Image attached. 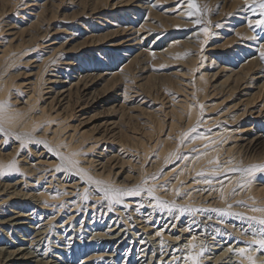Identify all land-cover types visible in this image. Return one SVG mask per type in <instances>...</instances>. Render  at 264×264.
Instances as JSON below:
<instances>
[{
  "label": "bare ground",
  "instance_id": "6f19581e",
  "mask_svg": "<svg viewBox=\"0 0 264 264\" xmlns=\"http://www.w3.org/2000/svg\"><path fill=\"white\" fill-rule=\"evenodd\" d=\"M16 1L19 0H0V32L3 34L8 32L4 29L8 26H10L9 28H17L16 32H13V34H17V37L20 38L19 43L13 44L12 41L15 35L10 39L8 37H0V39H2L0 40V102H5L7 104V111L0 117V123H2L7 132L11 134H0V165H7L12 160H15L16 164L15 170L5 169L3 174H0V196H2L0 197V264H264V248L254 243L256 240L264 239V233L260 231L261 227L264 226L249 219L253 216L264 217V211H253V208L264 209V171L254 170L252 174L249 175L250 178L252 177V180L250 182L247 181L244 187H241L235 194H197L199 191L202 192L203 187L213 181V179H211L212 175L220 168V166H218L220 152L225 153L226 158L235 155L234 159H238L239 161L248 157L253 158V153L256 152V146L264 142V101L262 100L263 102L260 104H255V102L252 101L243 102L245 97L243 99H235L236 97L233 99L232 96H234L235 90H230L226 92V97L223 100L221 99L222 101L220 100L221 102L218 104L222 106L224 105L222 104L224 100H230L229 98H232L235 100L232 101V105L223 107L220 111L221 113H216L217 116H212L210 118L206 116L201 117L203 112H210L219 105L211 103L212 105L205 106V104H203V100L209 96H213L215 91L212 93L211 91L210 93L208 92L207 84L209 80L206 75L200 74L199 77L193 80V83H190L191 93H186V90H182L179 86L176 87L177 91H184L186 94L184 93L183 100L180 99L178 101L175 100V98L171 99V105L174 107L172 106L170 110L171 115L168 114L171 117V121L168 124L169 131L163 139H157L158 141H154L155 143L151 146L154 148L159 142L160 145L163 144L161 148L157 146L159 150L156 151V153L153 152L155 154L153 156L154 158H152L153 160H150L149 157L147 158L148 162H146L147 152H149L148 150L151 148L149 146L150 144L142 140V137H130L128 135L129 133L122 135L121 132V138L118 136L121 139L118 140V145L114 143L115 138H111L110 141V138L106 137L107 134H102V137L93 138L90 143L86 141L87 144H83L85 137L76 139L74 138L76 134H67L66 129L68 126L66 124L68 123H63V120L67 117L69 118V115L71 117L73 114L72 111H69L70 113L68 114L65 112L64 118L60 117L59 113L55 112L56 114L53 115L49 111L59 102V100L56 102L59 96L61 97L67 92L64 97L69 99L72 95L73 87H78V84H83L82 87L86 86V77H88V74L84 76L80 72L83 65L82 61L91 64L93 67L95 62L92 61V59L89 61L88 57L85 55H83L84 58H81L82 60L78 62V64L65 62L66 60L63 61L64 59L60 58V56H63V52L59 54L60 56L56 54L57 57L54 58V50L59 48V51L64 44L61 42L60 45L55 48H53V46H48L53 44L51 43L53 40L60 39L57 33L50 35L49 31L44 28V23L52 19L54 9L53 12L52 9L50 12L52 17L50 16L47 18L44 15L48 8L46 3L38 6L40 10L37 11L36 8L28 9L29 6H36L37 3L29 4V2H25V0H20L21 5L24 7L21 9V12H16L18 9L17 6L21 7L19 4L15 6L17 3ZM30 1L36 2L38 0ZM107 1L108 0H105L100 6H98V1H95L96 3L90 8V12L85 14L84 0H80L79 5H81V12L76 13L70 18L74 20L79 15L90 16V20L82 22L80 25L83 29L88 25L93 30L99 22L92 19V15L90 14H95L99 8L103 9L106 7ZM157 1L160 3L161 0ZM184 1L185 6L182 7L184 11L187 10L185 13L188 15L190 11L188 2L187 0ZM53 2L54 0H51V6ZM162 2H164V0H162L161 3ZM239 2L240 0L238 3ZM232 3L234 5V3L236 4L237 2L233 0ZM260 4L261 3L258 2L255 5H251L250 14H263L264 9L260 7ZM109 6L113 7L114 5L108 4V7ZM154 12L157 13L155 10ZM182 12L183 11H179L177 15L170 17L158 14L156 20H158L159 17L161 21H159V24H165L171 19L173 24L178 28H182L183 26L187 27L190 24H195L196 21H200L199 15L196 16L198 12L193 10V15H195L193 18L199 17L198 19H193V21H188L186 16L183 15L184 12ZM10 13H14V18H16L15 14H20V17L17 16L18 19L14 20V22L8 21L6 19ZM130 13L132 14L133 12L121 10V15H119L124 20L130 18ZM150 13L152 14L150 11L147 13V17ZM25 16H33L31 19L29 18V20L32 21L29 23L24 22L23 20L26 19ZM150 18L145 17L146 20H143L145 22H142L143 24H140V27L137 28L135 31L138 33L137 37L132 38V36L131 38L122 40V42L118 41V43L113 46H120L123 42L132 40L141 44V42L148 37L146 34L153 32L152 30L155 28L165 26L152 24ZM263 18L264 15L262 19L261 17L260 19L257 18V21H261ZM203 19L207 24H202L200 27H197L193 35H191L194 36L192 43L199 48H202L205 42H207V38H209L210 18L206 12ZM73 22V26H67L68 28H64L62 32L67 33V30H71L69 31L71 35L77 36L80 29L77 28L78 23H76L75 20ZM153 22L155 21L153 20ZM251 22L254 23V20H249L248 23ZM121 25L122 24L116 25L117 29H115V32H118V29L119 31L121 29L122 32H125L128 28L127 24L125 26ZM147 25L150 26L148 29L146 28ZM167 26L169 25L167 24ZM130 28L132 29L133 27ZM169 29L170 28H168V31ZM203 29H207V32L203 31ZM241 29H239V32H241ZM237 32L238 30H236V33ZM244 33L241 34L243 35V40H246L247 44H240L241 46H237L239 48L230 54V64L238 63V65H240V60H246V58L243 59L242 57L244 52L253 48L250 44L256 45L257 43L255 42L256 39L253 38L255 35L252 31L251 33H253V35L249 31L248 33ZM9 35H12V32H10ZM24 35L28 37L24 39ZM46 37H50L51 39L48 40ZM93 37L95 38L96 36L93 35ZM98 37L100 38V36ZM161 38V36L157 35L152 43L154 45L157 44ZM47 40L51 42L45 44ZM233 41L234 38L230 39L228 43ZM136 43L134 44L136 45ZM258 44V53L260 55L261 52H264V42ZM82 45L83 44L80 46ZM192 45L185 41L184 44H181L180 41L176 40L169 45L166 50V56L161 58V60L163 59L165 61L167 60L166 57H168L169 62L170 60L183 61L194 68L197 65L194 66V57L187 58V51L193 47ZM77 46H79L78 43ZM125 46H128L130 49L127 48L130 51L127 50L131 52L134 45L127 44ZM125 48L126 47H123L122 50L112 48L115 49V52H110L108 56L102 58L103 60H101L99 65L105 63L104 66L107 65L112 67L120 61V58L124 61L127 59L124 58ZM50 49H54L52 53H49V51H51ZM72 51L71 48V52ZM106 52V49H100L98 56L101 57V55L107 54ZM48 53L50 55L44 57V55ZM83 53L84 52H80L79 54L82 55ZM143 54L145 55L144 58H148L151 63L156 64L154 66L162 64L160 63V59V62L158 61L160 51L150 50L148 47ZM32 55L35 58V61L32 62L37 64L34 68H28L32 62H30V57H27ZM52 57L54 59H52ZM137 58L138 57H136V59ZM222 58L225 59L223 56ZM58 61H62V63L66 65L63 72L57 70L59 65ZM74 61L76 60L74 59ZM46 63H51L52 65L49 66L53 68L47 70L49 66L46 67ZM251 63H253L252 60H246L245 63H242L240 69H237L239 71H237V79H239V77L241 79V76L244 78V75L246 78V75L250 73L251 67H249V65ZM131 64H134L132 60L128 63H123L121 68H117L119 71L117 73L113 72L112 74L113 76H118L119 80L125 79L123 81H129L125 83V86L123 85L124 89L122 88L124 99L128 97L129 93L132 91L131 89H133L129 86L132 80H130V78H132ZM212 64L213 60H210L208 64L202 62L201 66L210 67ZM75 65L78 67L76 82H71V80H69L67 83L68 87L63 85V87H66L65 89L62 88V91L56 90V95L49 96L50 100L47 103L37 104L40 98L45 102L44 95H49L50 90L53 89L55 84L61 81V79L57 80V78L52 80V76H56V74H50L49 76L51 77L46 78L45 73H47V71H57V73H61L63 78L65 77L68 79L69 70H73L71 67ZM137 65L139 64L137 63ZM12 68H14V70L10 71ZM41 68L44 69L41 70ZM198 68L201 67H196V69ZM260 68H262L260 72L264 73V62ZM106 69H108V67H106ZM191 72H193V69H191ZM191 72L189 71L188 73L190 74ZM232 72H236V70ZM241 72L242 75L240 76ZM102 74L105 75L104 73ZM23 75L31 76V78H24L17 82L15 78ZM262 75L264 77V74ZM94 76L98 77L93 74L91 78L93 79ZM116 76L113 77L114 80L117 78ZM32 77L35 78L32 79ZM250 78L251 77H249V80ZM38 79L39 81L41 79L43 87L39 88V92L36 93L35 84ZM25 81L27 82L25 83ZM93 81L95 80L93 79ZM162 81L161 86L166 87L162 85ZM190 81L191 80H189V82ZM238 81L239 80H237V82ZM62 82H67V80ZM45 84L50 85L48 86V90L43 92ZM164 84L166 85V82H164ZM78 88H76V90H78ZM235 88L237 89L236 86ZM76 90L74 91L75 93ZM225 91L223 93H225ZM256 95H259L258 98H264V81L261 85L259 84V90ZM189 96H191L190 99L188 98ZM253 96L255 95L253 94ZM43 97L44 99H42ZM253 98L251 99L254 100ZM77 101L78 99L76 102ZM169 101L167 100V102ZM68 103L69 102H66L65 107H69V105L72 104ZM175 103H177L176 107L178 108L175 107ZM58 108L60 107H57V109ZM58 111L60 112V110ZM58 115L59 117H56ZM157 120V129L164 134L162 130H164L163 127L167 124H163L162 118L160 117H158ZM207 123L219 124V129H217V131L222 130V132L226 133L227 137L224 140L229 142V146L225 148L224 145L217 146V144H221L223 140H217L219 137L217 131L206 132L204 128H202V126ZM152 127H150L151 130L149 134L147 133L148 135L152 134V129H154ZM176 127L185 128H183L184 132L181 130L186 141H184L182 145L183 154L180 157L184 163H180L179 166L176 164V167L166 172L167 174H172L173 179L166 184L164 182L161 184L160 182L162 181L156 182L158 178L152 177L154 176V170L157 166H165L171 162L174 146L176 147L179 145L178 142H180L178 138L176 140L177 143L173 142L174 137H172V134ZM135 130L136 129L133 131ZM16 134H19L23 138V147H21L22 141L16 138ZM81 135L83 136V134ZM108 139L111 142H107L111 153H103L102 150H106V148L103 146L100 149L101 146L98 143L99 141L106 142ZM35 141H43V143H33ZM96 151L99 155L103 154L97 160L94 158ZM261 154L259 157L253 158L252 162L261 160L262 164H264V151ZM189 170L191 173H187ZM60 175L64 176V180H59ZM245 175L248 174L246 173ZM189 176H191L192 179H190V182H185ZM240 177L241 176H239V178ZM217 179L220 180V178ZM68 180L71 183L66 185L65 182H68ZM254 180L262 181L260 186L254 184ZM96 181L100 183H96ZM45 183H48V186H43ZM226 183L225 181L222 186L223 190L221 189L222 191H226ZM66 187L69 188V190L66 189ZM208 187L210 190L214 186L208 185ZM105 189H109L110 191L106 192ZM117 189H134L139 191V195L118 194L115 191ZM149 189L151 190V194H149ZM178 199L181 201H178ZM117 200H119V202H117ZM9 201H12V206L17 209L15 215L5 214V207L10 205ZM199 201L203 205L196 207L202 210L193 206L195 202L198 203ZM179 202L184 204L183 209L188 206L186 210L192 209V211H195L194 214L189 217L184 216V212L182 213L181 208L182 205L180 207ZM98 205H105V207L101 209L103 211L102 218H109L107 225L106 223L102 225L103 223L100 222V220L89 221L83 218L80 223H77V225L74 224L76 216L72 213H78L82 210L86 213L88 210L95 209ZM208 209H214V211L210 213ZM220 209H223V211ZM26 212L29 213L25 215L24 213ZM91 212L94 211H90L89 213ZM182 215L184 217H182ZM113 216H116L115 220ZM230 216H235L236 218H233V221H231V219H229ZM93 218L94 217H92V219ZM154 218H156V220L152 221ZM26 220H30V222ZM136 224L139 225L137 226ZM94 226L101 227L93 228ZM168 227L170 228L168 229ZM176 227H180V230H177ZM4 228L9 230L5 231ZM129 229H135V231L130 232ZM178 232L179 234H177ZM240 249H244L243 254L240 253ZM121 257L123 260L120 262ZM193 258H195V261Z\"/></svg>",
  "mask_w": 264,
  "mask_h": 264
},
{
  "label": "rangeland",
  "instance_id": "374dc122",
  "mask_svg": "<svg viewBox=\"0 0 264 264\" xmlns=\"http://www.w3.org/2000/svg\"><path fill=\"white\" fill-rule=\"evenodd\" d=\"M95 1L96 2L98 1L97 2L98 6L102 5V3L105 2V0L104 1L103 0H93V1L92 0H84V6H85L84 13L86 12L85 14L90 12V8H92L93 4L96 3ZM100 1H103V2H100ZM161 1L159 3V1H157V0H108L107 3H106L107 4L106 7H104L103 9L99 8L98 11L99 10L100 11L99 12L98 11L95 12V14L94 13L90 14V15H92L91 16L92 19H95V21L99 22L98 25H96V27H94L93 30L88 25L86 26L85 29H83L82 26L80 25L82 22L90 20V16L79 15L78 17H76L74 19L75 22L78 23L77 28L80 29V31L78 32V35L75 36V35H71V32H69L71 30H67V33L66 32H62V30L64 31V28H68L69 26H73L74 25V22H73L74 20H72L70 17H72L76 13H80L81 12V7H80L81 5H79L80 0H54L52 6H51V0H38L36 2H32L30 0H25V2H29V4H33V3H35V4L37 3L38 4V5L36 4V6H34V5L33 6H29V8H28L29 10L33 9V8H36L37 11H38V10H40V8L38 6L43 5V3H46V6L48 8H47V11L45 12L44 15L47 18H49L51 16V13H50L51 9H52V12H53V9H54L53 13L55 15L53 14V17L51 16L52 19L44 23V28L49 31L50 35L53 34V33H57L59 38H60V39H55V40H53L51 42V41H48L49 39H51L50 38L51 36L50 37H46V38H48V40H47V42L45 44L51 42L53 44L48 45V46H50V47L53 46V48H55V47H58V45H60L61 42L64 43L61 46V49L59 51H58L59 48L57 50L53 49L55 51L53 53V57L54 58H56L57 55L60 56L59 54L61 52H63L64 53L63 56H60V58L64 59L63 61L66 60L65 62L78 64V62H81V60L84 58L83 55H85L86 57H88L89 61H91V59H92V61L95 62V65H97V66L94 65V67H93V66H91V64L84 63L82 61L83 65H82V70H80V72L84 76H86L88 74L87 75L88 77H86V82H87L86 86L82 87L83 84H81V85L78 84L79 88L76 87V88H78V90H76V88L73 87L74 89H72V95L69 97V99L67 97H64L67 94V92H65L61 97L60 96L58 97V95H57L58 99H57L56 102H58V100H59V102L56 103L52 109H50L51 111H49L53 115L56 114V113H59L60 117H63V118H64V115L66 113L68 114V113H70L72 111L73 114L71 115V117L69 115V118L67 117L66 119H64L63 123L66 122V123L69 124V125L66 124L68 126L67 129H66L67 134H69V133H73V135L76 134L74 136V138H76V139H80L82 137L83 138L85 137L84 138L85 140L83 141V144H87V142L90 143L93 138H100L103 135L107 134L106 137H109L110 141H111V138H115L114 139V143L116 145H118L119 143H117V142H118V140H121L120 138H121V132H122V135H126V134L129 133L128 135L130 137H133V136L139 137V138L142 137L141 139L144 140L145 142H147L148 144H150L149 146L151 147L155 142L158 141L157 139H163L166 136V133L169 131L168 124L171 121V117L169 115H171L170 110H171V108L173 106V105H171L172 104L171 99L175 98V100H178V101L180 99L183 100L184 95L186 93H191V85H190V83L191 82L193 83V80H195V78L199 77L200 74L206 75L208 80H209L208 84H207L208 92L210 93V91H211V93H212V92L215 91V93H214L215 96L214 95L213 96H209L208 98H205L203 100L204 101L203 104H205V106L206 105L210 106V105H212L211 103H214V104L215 103L216 104L220 103L226 97V92H228L230 90L231 91L235 90L234 91V96H232L233 99L235 97H236L235 99H237V98L243 99L245 97L243 99V102H245V101H247V102L250 101L251 102L252 101V102H255V104L256 103L260 104L261 102L264 101L263 97L258 98L259 95H256L257 91L259 90V84L261 85L262 82L264 81V77L262 75L264 73L260 72V71H262V68H260V67L263 65L264 60L261 59V56L258 53L259 52L258 51V47L259 46H257L258 43L262 44L264 42V30H263L264 29V24H259L258 25L256 22H257L258 19H260V17L262 19L264 13L263 14L258 13V14H255V15L250 14V6L253 5V4L254 5L257 4L258 2L261 3V0H243V1L240 0L239 3H238L239 0H234V1L237 2L236 4L234 3V5L232 3L233 0L232 1H230V0H211L212 2L209 1V0H195V3L197 4V6L199 8V12H198V14H196V16L199 15L200 21H199V23H195V24H192V25L190 24L187 27L183 26L182 28H178L176 25H174L171 19H169L165 24L164 23H160L159 24L160 18L158 17V20H156L157 19V15L158 14H163L164 16H169L170 17V16L177 15L179 13V11H183L184 12L183 15L186 16V19H188V21H190V20L193 21V19H198L199 17L198 18H193L195 15L188 16L187 13H185L187 10L184 11V8H183L185 6V3H184L185 1L184 0H164V2H162V3H161ZM16 2L17 3H16L15 6H17L18 4L21 5L20 0L16 1ZM242 2H243V4H242ZM179 3H183V4H179ZM230 3H232V4H230ZM108 4L109 5L113 4L114 6L113 7L112 6L108 7ZM207 4H208V7H207ZM17 7H18V9H17L16 12H21L22 11L21 9H23L24 6L21 5V7L20 6H17ZM152 8H153V10H152ZM224 8H226V9H224ZM121 10H124V11L126 10V12H133L132 14L130 13V15L132 17L130 16V18H126V19L123 20L120 17V15H121L120 11ZM154 10L157 11V13L154 12ZM147 11L148 12L149 11L152 12V14L154 15L153 16L150 13V15H148L149 18L150 17H155V18H150L152 20V22L149 19V21L152 24H154V25L155 24L156 25L159 24V26L160 25L161 26L165 25V26H162L160 28L159 27L155 28V29L152 30L153 32H149L148 34H146L148 37L145 38V40H143V42H141V44L140 43H136L135 40H132V41H129V42H123L122 43L123 45L120 44V46H113L114 44L118 43V41L122 42V40H126L128 38H131L132 36H133L132 38L138 36V33L135 32V31L137 30L138 27H140V24L142 25L145 22V21H143V20H146L145 17L148 18L147 17V13H148ZM167 11H169V12H167ZM101 12H102V14H101ZM205 12L207 13L208 17L210 18L209 32H208L209 33V36H208L209 38H207V42H205L204 46L202 48H199V47L195 46L192 43L194 36H191V35H193V33L195 32V29L197 27H200L202 24H207V22L203 19ZM10 15L7 17L6 20H8V21L10 20L11 22H14V20L18 19L17 16L20 17L19 16L20 14L19 15L15 14L16 18H14V16H13L14 13L13 14L10 13ZM54 16H57V17H54ZM25 17H26V19L23 20L24 22L29 23L30 21H32V20H29V18L31 19L33 16H25ZM182 18H184V17H182ZM153 20L155 22H153ZM249 20H254V23L253 22L248 23ZM263 20H264V18H263ZM118 24H122L121 26H125L127 24L129 29L127 28L125 30V32L124 31L122 32L121 29L119 31V29H118V32H115V29H117L116 25H118ZM167 24L170 27L167 26ZM9 27L10 26H8V27H6L4 29H6L9 33L12 32V35H9L8 32H5L4 34L2 32H0V37L1 38L8 37L10 39V38H12V36L15 35V34H13V32H16L17 28H9ZM130 27H133V28L131 29ZM149 27L150 26L147 25L146 28L148 29ZM166 27L170 28L169 31H168V28H166ZM113 29H114V31H113ZM239 29H241L240 30L241 32H239ZM244 29H245V31H244ZM236 30H238L237 33H236ZM250 30L254 33L255 36L253 38L256 39L255 42H257V43H256V45L255 44L254 45L250 44V46L253 47V48H251L250 50H247L246 51L247 54H246V52H244L242 57H243V59L246 58V60H252L253 61V63H251L249 65V67H251L252 71L251 70L249 71L250 72V73H248L249 76L246 75V78H245V75L243 76L244 78H242V76H241L242 72H241L240 73V76H241V79H242L241 80L240 77H239V79H237L238 78L237 77L238 76V72H239L237 69H240L242 63H245L246 60H240L241 61L240 65H238V63L230 64L231 63L230 54H232L233 51H236L239 48L237 46H241L240 44H247L246 40L245 41L243 40V35L242 34L244 32L248 33V31L251 33ZM108 31H110V32H108ZM131 31H134V32H131ZM106 32H107L108 35L106 34ZM253 33H251V34L253 35ZM168 34H169V36H168ZM93 35L96 36L97 38L96 37L94 38ZM97 35L100 36L101 39L104 37L102 39L103 41ZM105 35H107V36H105ZM157 35L161 36L162 38L157 44L154 45L152 42L154 41V39H155V37ZM27 37L28 36H26V35L23 36L24 39L27 38ZM46 38H45V40H46ZM200 38H201V36H200ZM232 38H234V41L231 42V43H228V41L230 39H232ZM19 39L20 38L17 37V34H16L14 36V40L12 41V43L13 44L19 43ZM42 39H44V38H42ZM0 40H2V39H0ZM59 40H60V42H59ZM85 40H86V42H85ZM176 40L180 41L181 44H184V41L190 43L191 45L193 44L192 45L193 47L190 50L187 51V55H188L187 58L188 57L189 58L190 57H192V58L194 57V59H195L194 60L195 61L194 66L197 64L194 68H192L191 66H189L187 63H185L183 61L170 60V62H169L168 61V59H169L168 57H166L167 60H165V61L162 59L163 60V62H162L161 58L166 56L167 48L169 47L170 44H172ZM77 43H78L79 46H77ZM79 43H81L83 45L80 46L81 44H79ZM134 43H136V45ZM225 43H226V45H225ZM127 44H133L134 45L133 46L134 50L132 48L131 52H129L130 48L128 46H125ZM150 46H151V48H150ZM123 47H126L125 48L126 51H125L124 58H127V59H125L123 61L122 58H120L119 59L120 61L118 60L119 62L117 64H115L114 66H112V67L111 66H107V65L104 66L105 63L99 65L101 63V60H103L102 58H105L106 56H108L110 52H115V49H112V48H118V50H122ZM148 47H149L150 50H154V51H157V52L160 51V54H162V55L159 54L158 61L160 59L161 62L160 61L159 62L162 63L161 65L157 64V66H154V65H156L155 63H151V61L148 58H144L145 55L143 54V52ZM71 48L73 50L72 52H71ZM69 49H70V51H69ZM100 49H106V51H107L106 53L107 54H103V55H101V57H99L98 53H99ZM53 50L49 51V53L50 52L52 53ZM140 50H141V53H140ZM80 52L81 53L84 52V53L82 55H80L79 54ZM49 53L44 55V57L49 56L50 55ZM77 54H79V55H77ZM125 56H127V57H125ZM222 56L225 59H223ZM29 57H30V62L35 61V58H34L33 55L32 56H28L27 58H29ZM53 57H52V59H54ZM136 57H138V58L136 59ZM196 57H197V60H196ZM32 58H34V59H32ZM74 59L76 61H74ZM130 60H132L134 62V64H131V66H132L131 69H132L133 72L131 71L132 78H130V80L131 79L132 80L130 81V85H129L133 89H131L132 91L129 93L128 97L124 99L123 95H122V93L124 94L123 85L125 86V83H128L129 81H123L125 79H120L119 80L118 76H116V75L113 76L112 74H113V72L117 73L119 71V70H117V68L118 69H119V67L121 68L123 63L124 64L128 63ZM138 60L140 61V63H139ZM210 60H213V64L210 67H206V66L204 67V65L201 66L202 62H204L205 64H208L210 62ZM58 62H59V65H58L59 69L57 68V70L58 71L61 70V72H63V69L66 68V65H64L62 63V61H58ZM119 63H120V65H119ZM137 63L139 65H137ZM36 64L37 63L32 62L30 64V66H28V68H34V66ZM49 65H52V64L51 63H46L45 66L47 67ZM106 67H108V69H106ZM190 67H191V69H193V72H191ZM196 67H201V68L196 69ZM222 67H223V69H222ZM52 68H53L52 66H49L48 69L47 68L46 69L49 70V69H52ZM42 69H44V68H41V70ZM71 69H73V70H69V78L68 79L65 78V77L63 78L61 76V73H57V71H47V73H45L46 74L45 75L46 78L51 77V76H49L50 74H53V75L56 74V76H52V80L57 78V80L61 79V81H58V84H55L53 89L50 90L49 95L48 94L44 95L45 102H43L41 100V98H40L39 101L37 102V104H43V103L45 104V103H47L50 100L49 96L50 97H51V95L54 96L55 92L60 91V90L62 91L63 89L66 88V87H63V85L68 87L67 83H68L69 80H71V82H76V76H77L78 67L75 65L74 67L72 66ZM13 70H14V68H12V70H10V71H13ZM233 70L234 71L236 70V72H232ZM189 71L191 72L190 74H192V75H190L188 73ZM102 73H104L105 75H103ZM93 74L98 76V77L94 76L93 79L95 81H93V79L91 78V75L93 76ZM186 74H188V75H186ZM234 75H236V76H234ZM115 76L117 78L114 80L113 77H115ZM28 77L31 78V76H28V75L24 76L23 75V76L16 77L15 79H17L16 81L18 82V81H20V80H22L24 78L27 79ZM95 77L97 78V80H96ZM249 77H251L252 79L250 78V80H249ZM33 78H35V77H32V79ZM87 78L88 79L90 78L89 79L90 81ZM66 80H67V82H62V81H66ZM110 80H113V81H110ZM116 80H118V81H116ZM189 80H191V81L189 82ZM237 80H239V81L237 82ZM246 80H248V81H246ZM122 81H123V83H122ZM161 81H162V85H164L166 87H162L161 86ZM26 82L27 81H25V83ZM114 82H116V83H114ZM164 82H166V85L164 84ZM49 85L50 84H45V87L43 88L44 89L43 92L48 90V86ZM172 85H173V87H172ZM104 86H105L106 89L104 88ZM178 86L182 90L183 89H184V91L186 90V93L184 91H180V92L177 91L176 87H178ZM235 86L237 87V89L235 88ZM42 87H43V85L41 83V79H40V81L38 79V81L35 84V92L38 93L39 92V88H42ZM108 87H110V88H108ZM231 88H233V89H231ZM75 90H76V93L74 92ZM224 91H225V93H223ZM253 94L255 96H253ZM250 95H251V97H250ZM44 97L42 99H44ZM253 97H256V98H253ZM188 98L190 99L191 96H189ZM232 98H229L230 100L226 99L227 101L224 100V103L222 102V104H224V105L221 104L222 106H220L218 104L220 107L217 105L218 107L215 106L217 108H214L210 112H203L201 117L206 116V117L210 118L212 116H217V114H219V112L221 111V109L223 107H225V106L229 107L230 105L233 104L232 101H235V100H233ZM251 98H253L254 100H252ZM77 99H78V101L76 102ZM66 100H68V101H66ZM167 100L168 101L170 100V101L167 102ZM66 102H69V103H72V104L69 105V107H65ZM122 104H123V106H122ZM175 104H176L175 105V107H176L177 103H175ZM62 106H64V107H62ZM57 107H60V108L57 109ZM70 108H72V109H70ZM176 108H178V107H176ZM53 109H55L56 111L53 110ZM61 109H62V112H61ZM58 110H60V112ZM156 112H157L158 115L156 114ZM127 114H128V116H127ZM59 115L56 116V117H59ZM157 116L162 118L163 124L164 123H165V125L167 124L166 126L163 127L164 130H162V132H164V134L159 132V129H157L158 128L156 126V123L158 122V120H157L158 117ZM143 124H145V125H143ZM152 125H153V127H152ZM150 127L154 128V129H152V134L148 135L150 130H151ZM132 128H134L136 130L133 131L134 129H132ZM183 128L184 127H182V128L181 127H176L175 130L173 131L174 132L172 134V137H174L173 138V142L177 143L176 142L177 138L179 139L180 142H178L179 145H177L176 147L174 146L171 162L168 165H165V166L164 165L157 166L156 169L154 170V176L152 178H158L156 182L162 181V182H160L161 184L163 182L166 184L167 182L172 180L173 179L172 178L173 177L172 174H167L166 172H169L170 169L176 167L177 166L176 164H178V166H179L180 163L181 164L184 163L182 161V159L180 158L181 155L183 154L182 145H183L184 141H186L185 138L183 137V132H184V129H185V128L184 129ZM202 128H204V130L206 132H216L217 129H219V124L207 123V124L203 125ZM103 132H105V133H103ZM81 134H83V136ZM220 134H221V136H220ZM217 135L219 136L217 140H220V141L223 140V142L221 144H217V146L224 145V148L229 146L228 145L229 142L224 140L227 137L225 132H222V130L217 131ZM135 137H133V138H135ZM229 140H231V139H229ZM110 141H109V139L106 142H100L99 141L98 144H100V146H101L100 149L103 146L106 148V150H102L103 153H109V152L111 153V150L108 147V145H109L108 143H111ZM33 143H37L38 144V142H36V141L33 142ZM159 143H157V145L154 146V148L151 147L148 150L149 152H147V155H146V162H148L147 158H149V157H150L149 158L150 160H153L152 158H154L153 157L155 155L154 153H156V151H158L159 148H161V146L163 145L162 143H161L162 145H160ZM263 145H264V142H261V143H259L257 145L258 147L256 146V148H255L256 152L253 153L254 154L253 158L259 157V155L264 151V146ZM157 146L159 148H157ZM31 147H33V146H31ZM102 155L103 154L99 155L97 153V151H96L95 152V157H94L95 160L99 159ZM261 155H263V154H261ZM234 156L235 155H232L230 158L229 157L226 158L225 153L220 152V154H219V165H218V166H220V168H218L217 172H215V174L212 175L213 178L211 177V179H213V181L208 183V185H212L214 187H212L209 190V187L207 185V186H205L206 188L203 187L202 192L199 191L197 194H211V195H212V193H213V195L214 194H235V193H237L239 191V189L241 187H244V185H245V183L247 181L250 182L252 180V177L250 178L249 174L245 175L246 173L243 172V171H231L230 169H245V168H247L250 165L262 164V161L261 160H257L256 162H252V159H253L252 157H248V158H245V159L239 161L238 159H234ZM258 161H260V162H258ZM187 173H191V171L189 170ZM162 176H163V178H162ZM239 176H241V177L239 178ZM188 178L185 180V182H190V179H192L191 176H189ZM217 178H220V180L217 179ZM60 179L64 180V176L60 175L59 176V180ZM225 181L227 182L226 185H225L227 187V189H226V191H222L223 190L222 186H223ZM68 182H69V180H68ZM68 182H65V184L68 185V184L71 183V182H69V183ZM261 182L262 181L254 180V184H256L258 186H260ZM45 185L48 186V183H45L43 186H45ZM53 185H54V183H53ZM66 189L69 190V188H67V187H66ZM206 190H208V191H206ZM0 197H2V196H0ZM178 201H181V200L178 199ZM11 202H10L11 206L10 205L6 206L5 207L6 209L4 208L5 211H6L5 214L15 215V212H17L16 211L17 209H15V207L12 206ZM179 203H180V207L182 205L181 208H182V213L184 212L183 213L184 216H186V217L188 216L189 217L190 215L194 214L195 211H192V209L186 210V209H188V206H186V208L184 207V209H183V205L184 204H181V202H179ZM192 205H193V203H192ZM202 205L203 204H201V202L199 201L198 203L195 202L193 206L196 207V206H202ZM103 207H105V205H98L95 208L97 211L95 209H93V210H90V211H94V212H91V213H89L90 212L89 210L86 213H84V210H82L81 212H78V213H72V214H75V216H76V221H74V224L77 225V223H80L81 219L83 218L84 220H89V221L90 220H92V221H95V220L99 221L100 220V222L103 223L102 225H105V223L107 225V221L109 220V218L108 217L102 218L103 211H102L101 208H103ZM196 208L199 209V210L201 209L199 207H196ZM220 210L223 211V209H220ZM208 211H210V213H212V211H214V209L213 210L208 209ZM28 213L29 212H26L24 214L26 215ZM183 215H182V217H184ZM92 217H94V218L92 219ZM30 218H31V216H30ZM115 218H116V216H113L114 220H115ZM233 218L235 219L236 217L235 216H233V217L230 216L229 217V219H231V221H233ZM153 220H156V218L152 219V221ZM26 221L30 222V220H26ZM95 224H96V222H95ZM136 225L138 226L139 224H136ZM96 227H101V226H94L93 228H96ZM123 228H125V227H123ZM169 228L170 227H168V229ZM176 228H177V230H180V227H176ZM4 230L8 231L9 229H5L4 228ZM129 231L132 232V231H135V229L134 230L133 229H129ZM177 234H179V232ZM78 258H79V256H78ZM122 260L123 259L121 257L120 262Z\"/></svg>",
  "mask_w": 264,
  "mask_h": 264
},
{
  "label": "snow or ice",
  "instance_id": "6c2138e0",
  "mask_svg": "<svg viewBox=\"0 0 264 264\" xmlns=\"http://www.w3.org/2000/svg\"><path fill=\"white\" fill-rule=\"evenodd\" d=\"M188 2V8H189V12L188 15L192 16L194 14L193 10L195 12H199V8L197 6V4L195 3V0H187ZM260 7L262 9H264V0H261V4ZM196 23H199V21H196ZM257 24H264V20L261 21H257ZM203 31L207 32V29H203ZM261 59H264V52L260 53ZM7 111V104L5 102H0V117H2V115ZM0 134H5V135H11L10 133L7 132V130L3 127V124L0 123ZM16 138L18 140H21V147L24 146L23 143V138L19 135L16 134ZM7 142V141H5ZM38 143H43V141H37ZM5 169L8 170H15L16 169V164H15V160L10 161L7 165H0V174H3V171ZM231 171H243L249 175L252 174V172L254 170H260V171H264V164H258V165H250L245 169H230ZM96 183H100L99 181H96ZM106 192L110 191L109 189H105ZM118 194H123V195H139V191L134 190V189H126V190H115ZM149 194H151V190L149 189ZM117 202H119V200H117ZM253 211H264V209H257V208H253ZM249 219L258 222L259 225L264 226V217H250ZM260 231L262 233H264V227H261ZM254 243L260 245L262 248H264V239H260V240H256L254 241ZM244 249H240V253L243 254ZM193 260L195 261V258H193Z\"/></svg>",
  "mask_w": 264,
  "mask_h": 264
}]
</instances>
